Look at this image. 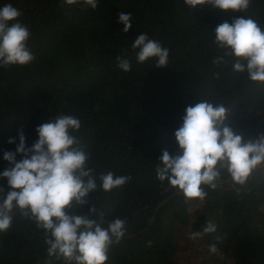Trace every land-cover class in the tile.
<instances>
[{"label":"trees","instance_id":"obj_1","mask_svg":"<svg viewBox=\"0 0 264 264\" xmlns=\"http://www.w3.org/2000/svg\"><path fill=\"white\" fill-rule=\"evenodd\" d=\"M263 34L264 0H0V264H180L178 226L264 264Z\"/></svg>","mask_w":264,"mask_h":264},{"label":"rangeland","instance_id":"obj_2","mask_svg":"<svg viewBox=\"0 0 264 264\" xmlns=\"http://www.w3.org/2000/svg\"><path fill=\"white\" fill-rule=\"evenodd\" d=\"M264 156V154H263ZM262 156V157H263ZM258 160V159H257ZM256 167L258 169H261V171L264 173V158L256 163ZM197 206V204H194ZM197 208H194V210ZM190 232L187 227L178 226L177 231V252H178V259L180 264H195L197 261H199L202 256V249L199 244V239L196 235L186 234V232ZM203 255V254H202ZM211 264H215L214 262H211Z\"/></svg>","mask_w":264,"mask_h":264},{"label":"water","instance_id":"obj_3","mask_svg":"<svg viewBox=\"0 0 264 264\" xmlns=\"http://www.w3.org/2000/svg\"><path fill=\"white\" fill-rule=\"evenodd\" d=\"M261 45H264V34L261 36ZM245 87H243V88H240L239 90H238V92L239 91H241L242 89H244ZM225 107V104H223V105H221L218 109H217V113L219 112V111H221L222 110V108H224ZM215 122H216V116L214 117V120H213V126L215 125ZM210 154H212V153H209V155ZM206 159V157H204L198 164H197V166L195 167V169L193 170V172L191 173V175L189 176V177H187V178H185L184 180H181V181H179V182H175V183H172L171 185H169L167 188H166V190H164L162 193H159V194H157L154 198H153V200L154 199H156V198H158V197H160L162 194H164V193H167L169 190H171L172 188H174V187H177V186H179V185H182V184H184V183H187L188 181H190V179L195 175V172H196V170L200 167V165L202 164V162H204V160ZM143 210V209H142ZM142 210H140L137 214H140L141 212H142ZM135 215V213L134 214H130V215H128L125 219H123L122 221H125V220H128L129 218H131L132 216H134ZM100 234H98V235H95V236H99ZM95 236H93V237H95ZM93 237H88V238H82V239H75V240H71V241H67V242H62V243H60V242H58V243H56V244H54V245H51L49 248H48V250L49 249H52V248H58V247H62L63 245H65V244H67V243H78V242H83V241H86L87 239H92ZM46 253H47V251H46ZM44 256H45V254L40 258V260H39V262L37 263V264H41L42 263V261H43V259H44Z\"/></svg>","mask_w":264,"mask_h":264},{"label":"clouds","instance_id":"obj_4","mask_svg":"<svg viewBox=\"0 0 264 264\" xmlns=\"http://www.w3.org/2000/svg\"><path fill=\"white\" fill-rule=\"evenodd\" d=\"M261 156H263V155H261ZM257 168V167H256Z\"/></svg>","mask_w":264,"mask_h":264}]
</instances>
